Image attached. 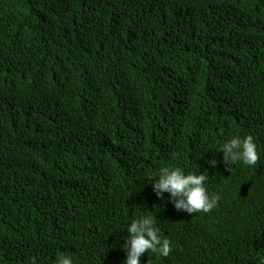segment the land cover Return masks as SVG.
I'll return each instance as SVG.
<instances>
[{
  "label": "trees",
  "instance_id": "16d2710c",
  "mask_svg": "<svg viewBox=\"0 0 264 264\" xmlns=\"http://www.w3.org/2000/svg\"><path fill=\"white\" fill-rule=\"evenodd\" d=\"M164 166L216 206L157 197ZM145 214L173 250L141 264L264 258V0H0V264H123Z\"/></svg>",
  "mask_w": 264,
  "mask_h": 264
},
{
  "label": "clouds",
  "instance_id": "9594fccd",
  "mask_svg": "<svg viewBox=\"0 0 264 264\" xmlns=\"http://www.w3.org/2000/svg\"><path fill=\"white\" fill-rule=\"evenodd\" d=\"M223 153V160L227 165L243 164L256 165L259 156L257 145L252 135L243 137L234 136L219 146ZM216 161H214L215 165ZM152 189L157 197L163 198V193L170 194L168 199L174 202L177 210H183L182 215L208 213L216 206L219 196L209 194L205 182L208 177L205 173H186L180 167L164 166L150 176ZM262 181L258 183L261 185ZM156 216L145 214L131 221L127 226L129 235L124 238L123 249L126 259L123 264H141V257L148 251L156 254L157 258L167 257L172 252L171 241L161 238L159 228L156 226ZM243 226H240L242 229ZM238 234H241L238 231ZM259 249L262 246L257 245ZM32 264H36L33 260ZM54 264H74L73 256L66 253L58 255ZM264 264V258L258 260Z\"/></svg>",
  "mask_w": 264,
  "mask_h": 264
}]
</instances>
